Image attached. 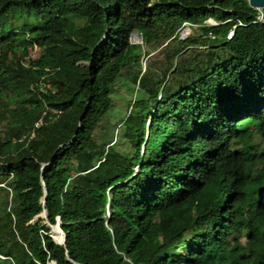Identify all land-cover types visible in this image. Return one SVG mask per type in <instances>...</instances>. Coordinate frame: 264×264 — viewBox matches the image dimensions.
<instances>
[{
  "label": "trees",
  "instance_id": "trees-1",
  "mask_svg": "<svg viewBox=\"0 0 264 264\" xmlns=\"http://www.w3.org/2000/svg\"><path fill=\"white\" fill-rule=\"evenodd\" d=\"M24 11L34 27L10 32ZM184 22L197 37L177 39ZM0 31V263L264 264V152L250 132L264 141V8L0 0ZM118 79L138 91L127 112L137 126L133 153L112 161L88 147ZM86 156L96 164L84 168Z\"/></svg>",
  "mask_w": 264,
  "mask_h": 264
},
{
  "label": "rangeland",
  "instance_id": "rangeland-1",
  "mask_svg": "<svg viewBox=\"0 0 264 264\" xmlns=\"http://www.w3.org/2000/svg\"><path fill=\"white\" fill-rule=\"evenodd\" d=\"M21 16L22 17L19 19L16 18L5 21V25L10 32H15L16 30L27 32L34 27L35 23L33 14L31 12L24 11ZM72 23L73 24L68 23L66 27L69 31H72L74 26L76 27V21H73ZM189 36L197 37L198 32L192 29ZM138 43H140V41L134 42V44ZM27 50L30 58H34L37 56L38 51L36 48L27 46ZM146 60L148 59L143 58V60H141V64L144 65ZM110 96L112 100L111 108L107 115H105V117L103 118L101 125L94 131L93 139L90 142L88 149L89 151H99L101 150V147H104V152L106 153L108 151L106 156L104 154V157L107 159L111 158L114 153L119 157L129 158L133 153L134 148V140L131 137V132L129 131V129L135 128L137 126V122L135 120H130L128 118L127 112L129 110V106L139 96V94L137 89L129 84V82H127L126 80L118 79L113 86V90ZM1 130L2 127L0 126V131ZM250 132L252 136V144L255 145L259 150L264 152V141H262L258 137L255 128L252 127ZM107 142L111 143L105 147L104 145ZM232 147L236 150L243 148V146L238 143L232 144ZM109 151H111L112 153H110ZM116 155L111 158L112 161L115 160V158L117 157ZM84 158V162H81L84 168H89L90 165L96 164V160L92 161L91 159L87 158V156ZM103 171L104 168L101 169L100 172L92 170L88 174L93 177H97L101 175V172ZM4 200L5 193L0 186V208L3 206ZM38 216L35 217L31 222L33 223L36 219H44ZM52 229H54V226H50V232ZM239 241L242 243L243 239L239 238Z\"/></svg>",
  "mask_w": 264,
  "mask_h": 264
},
{
  "label": "built area",
  "instance_id": "built-area-1",
  "mask_svg": "<svg viewBox=\"0 0 264 264\" xmlns=\"http://www.w3.org/2000/svg\"><path fill=\"white\" fill-rule=\"evenodd\" d=\"M261 18L258 17V19ZM202 25L206 26V27H211V26H215V25H218L217 22H215L214 20H212L211 18H207L206 20H204L202 22ZM236 26H241V23L236 21L235 22V25H233L230 29L227 30V32L225 33L224 35V40H230L234 34V30H235V27ZM194 29L197 31V27L195 25H192V24H189V23H182L180 28L178 29V32H177V39L178 40H184L187 36H189L190 34V31ZM198 32V31H197ZM203 38L211 41V40H214V36L211 35L210 32H208L205 36H203ZM49 113L53 116L54 119H57L60 115V112L57 111V110H50ZM44 115V113L42 114V116ZM42 124V117L38 118V120L36 122H34V124L32 125V128L30 129V131L27 132L26 134V137L28 139H32L34 138V135H35V130L38 129V127ZM24 137H22L23 139ZM0 259H2L0 257Z\"/></svg>",
  "mask_w": 264,
  "mask_h": 264
},
{
  "label": "water",
  "instance_id": "water-1",
  "mask_svg": "<svg viewBox=\"0 0 264 264\" xmlns=\"http://www.w3.org/2000/svg\"><path fill=\"white\" fill-rule=\"evenodd\" d=\"M246 3H247V5H248L249 8L254 9V10H257V11H260L261 9L264 8V0H246ZM129 41L132 44H134V42H137V41H140L141 42V36H140V34L139 33L131 34L130 35V38H129ZM86 65L89 66V63H87ZM50 163H51V160L48 163H46V164H41V171H42V169L44 167L50 165ZM44 196H45V190L43 189V198H44ZM38 217H42V218L45 219L46 218L45 211H42V213ZM30 223H32V222H30ZM54 227L59 230L58 233L61 234L62 239H61L60 242H55L54 239H53V237H52V235H50L51 236V239L53 240L54 243H56L58 245H61V244L64 243V234L60 231V229H59V227H58L57 224H55ZM52 232H53V229L51 230L50 233H52Z\"/></svg>",
  "mask_w": 264,
  "mask_h": 264
},
{
  "label": "bare ground",
  "instance_id": "bare-ground-1",
  "mask_svg": "<svg viewBox=\"0 0 264 264\" xmlns=\"http://www.w3.org/2000/svg\"><path fill=\"white\" fill-rule=\"evenodd\" d=\"M58 232H59V230H57V229L54 227L53 232H52V237H53V239H54V237H56L57 235H59V236L62 238L61 234H59ZM54 241H55V240H54ZM55 242H57V241H55Z\"/></svg>",
  "mask_w": 264,
  "mask_h": 264
}]
</instances>
